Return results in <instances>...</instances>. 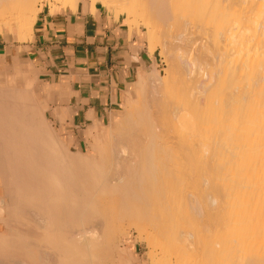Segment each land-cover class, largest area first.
I'll list each match as a JSON object with an SVG mask.
<instances>
[{
  "label": "bare ground",
  "instance_id": "6f19581e",
  "mask_svg": "<svg viewBox=\"0 0 264 264\" xmlns=\"http://www.w3.org/2000/svg\"><path fill=\"white\" fill-rule=\"evenodd\" d=\"M41 1L0 0V32L30 34ZM101 1L141 20L153 46L166 32L174 73L148 67L140 101L87 127L94 155L53 132L32 77L0 88V222L20 229L0 233V263L137 264L117 240L136 221L156 264H264V0ZM194 142L209 158L190 184L174 164Z\"/></svg>",
  "mask_w": 264,
  "mask_h": 264
},
{
  "label": "crops",
  "instance_id": "0c3cea01",
  "mask_svg": "<svg viewBox=\"0 0 264 264\" xmlns=\"http://www.w3.org/2000/svg\"><path fill=\"white\" fill-rule=\"evenodd\" d=\"M83 1H43L30 34H0V87L3 71L14 77L15 85L25 70L16 88L26 77L33 78V99L68 148L91 140L86 129L94 122L108 125L122 114L139 74L157 66L156 48L148 44L138 18L125 20L100 0ZM132 252L144 259L135 247Z\"/></svg>",
  "mask_w": 264,
  "mask_h": 264
},
{
  "label": "rangeland",
  "instance_id": "374dc122",
  "mask_svg": "<svg viewBox=\"0 0 264 264\" xmlns=\"http://www.w3.org/2000/svg\"><path fill=\"white\" fill-rule=\"evenodd\" d=\"M43 1H47L49 3L59 2L57 0H54V1L42 0L39 5H41L43 3ZM103 4L105 6H107L105 3H103ZM127 18L130 19V20L132 19V18H130L128 16H126V17L124 16V19L125 20ZM139 21L140 22H137V23H139L138 25L141 28H143V30H145L146 33H147V30H149V28L146 27V26H144V25H141L142 24V21L141 20H139ZM5 32L6 31L4 30L3 33H5ZM165 33L166 32L159 31L158 32V34H159L158 36H161L159 38L160 43L157 44V45H154V46L152 45L154 48H156V56H157V66H156V68H157V72H158V74L160 76H163V77L166 76L167 74H173L174 73V67H175L174 64H175V58H176V56H174V55H176V54H174L176 52H174L175 50H170L171 49V45H169L170 44L169 43V38L167 39L168 35L166 37L165 36ZM0 34H1V32H0ZM147 36L149 38V35L148 34H147ZM162 42H164L165 48L162 47V45H161ZM148 44H149V41H148ZM24 72H25V70H20V72H19V77H20L19 78V83L15 84V85L21 86V81L20 80H22L21 78H22V76H23L22 74ZM2 78H3V81L1 83V87L0 88H4L6 90H10V89H23L24 88V79H23V85H22V87H20V88L17 87L16 88V86L13 84L14 77L11 79V75H5V72L3 71ZM147 84H146L147 85L146 86L147 87L146 88L147 90H144V91H146L145 94H144L145 95V98H146L145 101H146V103L150 107L151 114H155L156 109L158 107V101H159V99H161L162 95H161V93L157 89L158 88L157 83L154 82L152 79H150V80L148 79ZM32 91H33V85H32ZM132 97L135 98V99L137 98L136 100H139L141 98L140 96H137V94L135 95V93L132 94ZM38 101L39 100H37L36 97H34V102H38ZM90 141L91 140L88 141L86 138H84L82 140V142H81V146L77 145L76 147H75L74 143L73 144L70 143L72 146L69 144V149H70V151L72 150L74 152H76L78 150L79 151H82L86 155H94L95 154V151L90 146ZM194 147H195V150L193 149V151H192L193 153L192 152H189L188 153V151H186V152L184 151L182 153L181 150L178 151V154L175 157V164H174V167H176L178 169L184 170V171H182L183 174H185V176L183 175V177H185L184 179L187 180V183L190 182V180H191V183L190 184H193L192 181H195V179H196V178L193 179V177L196 176V175H194V173H196L198 171V168L201 169L200 168L201 167V164H199V160H203V159H208L209 158V155H206L203 152H199L198 150H196V143L195 142H194ZM185 171H186V173H184ZM194 171H196V172H194ZM187 172H189V175L191 174L190 172H192V173L194 172L192 174L193 177L190 178V179H189V177L187 178L186 176H189V175H187L188 174ZM196 174H198V173H196ZM132 224L133 225H131L130 228L126 227V225H122L120 227V231L118 232L119 234H118V237H117L118 242L119 243H122L123 241L124 242H127L128 246L131 247L133 251H134V247H135V253H137V255H139V257H142L143 256L144 259L141 260V259H139L134 254L136 256L137 260H138L137 264H140V263L141 264L142 263L143 264H156L155 260L152 258V256H150L151 254L149 253V247H148V245L150 244L149 238H147L140 230H138V226L136 225L138 223L136 221H133ZM3 226H4V228H2L1 225H0V232L5 233L7 235H12L13 233H14L13 235H15L20 230V229L17 230L18 228L15 229L14 225H12L11 228L9 227L10 225L6 227L3 224ZM11 229L12 230L15 229V230L12 231ZM100 251L103 252V249H100ZM112 263L113 264H122L117 259L116 260H113ZM2 264H7V263L4 261ZM103 264H108V263L107 262H104Z\"/></svg>",
  "mask_w": 264,
  "mask_h": 264
}]
</instances>
